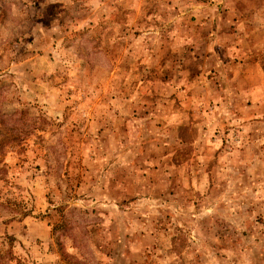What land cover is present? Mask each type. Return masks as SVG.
<instances>
[{
	"label": "rangeland",
	"instance_id": "374dc122",
	"mask_svg": "<svg viewBox=\"0 0 264 264\" xmlns=\"http://www.w3.org/2000/svg\"><path fill=\"white\" fill-rule=\"evenodd\" d=\"M264 0H0V264H264Z\"/></svg>",
	"mask_w": 264,
	"mask_h": 264
},
{
	"label": "crops",
	"instance_id": "0c3cea01",
	"mask_svg": "<svg viewBox=\"0 0 264 264\" xmlns=\"http://www.w3.org/2000/svg\"><path fill=\"white\" fill-rule=\"evenodd\" d=\"M264 5V3H263ZM264 19V15L260 12H253L251 15H249V20L252 21V20H261V19Z\"/></svg>",
	"mask_w": 264,
	"mask_h": 264
}]
</instances>
